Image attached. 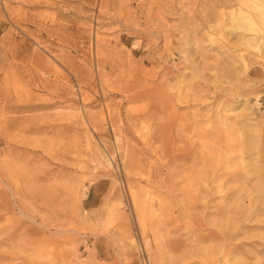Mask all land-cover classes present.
<instances>
[{"label": "rangeland", "instance_id": "obj_1", "mask_svg": "<svg viewBox=\"0 0 264 264\" xmlns=\"http://www.w3.org/2000/svg\"><path fill=\"white\" fill-rule=\"evenodd\" d=\"M0 264H264V0H0Z\"/></svg>", "mask_w": 264, "mask_h": 264}, {"label": "bare ground", "instance_id": "obj_2", "mask_svg": "<svg viewBox=\"0 0 264 264\" xmlns=\"http://www.w3.org/2000/svg\"><path fill=\"white\" fill-rule=\"evenodd\" d=\"M252 3V2H251ZM238 16V15H237ZM245 16V15H244ZM241 18H242V16H240ZM248 18V17H247ZM243 19V18H242ZM249 20V19H248ZM250 21V20H249ZM246 23H248V22H246ZM242 25H244V26H240V29H243V30H245V31H249L250 29H248L247 28V25H245V22L244 23H242ZM251 25H254V24H252L251 23ZM251 27V26H250ZM234 30V29H233ZM246 43L248 44V47L249 46H251V45H253L252 43H253V38H251L250 40H247L246 41ZM253 146V145H252ZM218 187V186H217ZM223 233V232H222Z\"/></svg>", "mask_w": 264, "mask_h": 264}]
</instances>
